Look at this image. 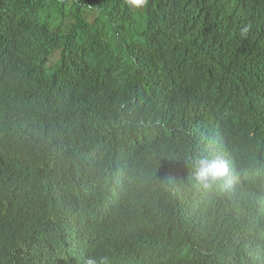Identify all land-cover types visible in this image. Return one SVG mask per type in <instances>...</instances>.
<instances>
[{
  "label": "trees",
  "instance_id": "trees-1",
  "mask_svg": "<svg viewBox=\"0 0 264 264\" xmlns=\"http://www.w3.org/2000/svg\"><path fill=\"white\" fill-rule=\"evenodd\" d=\"M90 256L264 264V0H0V264Z\"/></svg>",
  "mask_w": 264,
  "mask_h": 264
},
{
  "label": "clouds",
  "instance_id": "clouds-1",
  "mask_svg": "<svg viewBox=\"0 0 264 264\" xmlns=\"http://www.w3.org/2000/svg\"><path fill=\"white\" fill-rule=\"evenodd\" d=\"M129 3L138 6L143 3H137L136 0H129ZM229 161L221 154L215 157H199L195 161L194 179L205 188H211L213 185L221 182L229 174ZM85 264H109L108 258L90 256Z\"/></svg>",
  "mask_w": 264,
  "mask_h": 264
},
{
  "label": "snow or ice",
  "instance_id": "snow-or-ice-1",
  "mask_svg": "<svg viewBox=\"0 0 264 264\" xmlns=\"http://www.w3.org/2000/svg\"><path fill=\"white\" fill-rule=\"evenodd\" d=\"M136 2H137V3H140V2H141V0H136Z\"/></svg>",
  "mask_w": 264,
  "mask_h": 264
}]
</instances>
